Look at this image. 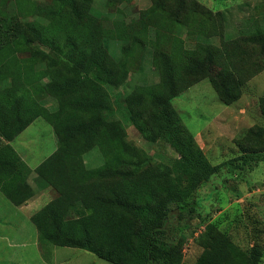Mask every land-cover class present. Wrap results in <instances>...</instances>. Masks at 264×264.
Here are the masks:
<instances>
[{
  "label": "trees",
  "instance_id": "obj_1",
  "mask_svg": "<svg viewBox=\"0 0 264 264\" xmlns=\"http://www.w3.org/2000/svg\"><path fill=\"white\" fill-rule=\"evenodd\" d=\"M10 1L0 0V53L19 52L23 61L19 58L17 65L0 73V132L7 140L0 136L1 192L19 206L32 199L36 191L52 186L61 190L60 197L41 208L39 221L33 220L42 244L82 248L115 264H132L142 225L149 221L152 231L143 264H184L180 245L163 237L165 225L174 213L180 220L185 214L194 216L197 190L232 161L213 164L208 159L172 99L210 66H219V73L227 72L244 83L247 79L240 65L246 58L234 59L232 55L243 51L246 55V48L252 46H259L264 53V28L225 41L222 13L206 8L200 0H151L139 19L116 21L127 40L122 46V59L116 62L104 43L113 30L93 13V0H43V6L29 5L25 11L28 14L23 6L33 0H15L17 9H9ZM123 2L127 0H106L105 7L108 12L121 10ZM204 18L210 24L208 32H213L205 36L217 35L223 43L185 48V38L173 29H188L199 23L205 28ZM152 27L156 39L171 40L177 47L171 44L161 49L157 60L160 81L136 88L125 102L130 125L153 142H167L177 152L170 164H152L151 157L126 141L125 127L115 118L108 90L109 86L122 84L139 53L144 54ZM38 62L44 66L36 69ZM63 65L73 71L66 74ZM212 80L227 101L236 99L224 92L215 77ZM46 97L58 100L64 117L55 120L59 150L54 157L72 144L91 148L112 142L126 152L127 160L117 159L114 164L105 160L102 167L88 170L89 179L83 183L80 175L73 179L67 169L52 168L48 162L47 167L42 164L37 170L36 188L28 189L30 167L11 141L38 117L55 119L42 103ZM262 109L264 112V105ZM258 132L264 134V126ZM249 153L248 148L244 149L240 159L252 161ZM67 184L77 194L68 206L63 202L64 194L69 192ZM260 257L258 244L242 250L227 233L211 226L195 264H259Z\"/></svg>",
  "mask_w": 264,
  "mask_h": 264
},
{
  "label": "rangeland",
  "instance_id": "obj_2",
  "mask_svg": "<svg viewBox=\"0 0 264 264\" xmlns=\"http://www.w3.org/2000/svg\"><path fill=\"white\" fill-rule=\"evenodd\" d=\"M33 1L23 6L24 13L30 9L29 5L39 7L43 3V0ZM93 1V13L103 19L105 27L113 30V34L105 37L104 43L111 57L119 62L122 59V46L127 44V40L120 30L123 28L117 27L116 21L129 23L133 19H139L143 15L142 11L150 7L151 0H127L120 4L121 10L111 12L105 7L106 0ZM200 1L206 8L222 13L225 41L236 40L264 28V0ZM8 7L17 9L15 0H11ZM152 21L150 22L154 25ZM202 25L206 27L202 28L199 23L188 29L175 28L173 32L185 38V48L193 49L203 43L220 46L223 43L221 37L205 36L213 33L208 32L210 24L207 19L204 18ZM148 37L144 54L139 53L138 60L130 66L131 71L125 81L109 86L108 90L113 97L115 118L125 127L126 141L151 157L152 164H170L178 156L170 144L163 140L153 142L128 123L126 96L136 88L158 83L161 76L157 60L161 49H168L171 44L177 47L176 42L171 43V40L156 39L154 27ZM246 52V55L244 51L232 55L234 59L246 58L240 65V71L247 79L244 83L240 84L237 77H229L227 72L219 73L222 71L219 66L216 69L210 66L199 73L196 82L172 99L174 108L194 134L208 159L213 164L232 161L197 190L193 197L198 202L194 216L185 214L180 220L174 213L165 225L163 237L170 243L180 245L184 264L196 263L204 250L206 232L211 226L227 233L234 245L242 250L258 244L261 247L259 264H264V134L258 132L264 126V53L259 46L246 48ZM22 57L19 52L4 55L0 53V73L17 65L19 58L23 61ZM26 65L27 68L31 66L29 62ZM43 66L39 62L35 64L36 69ZM62 69L66 74L73 71L65 65ZM212 77L217 79L226 94H232L236 99L227 101L216 88ZM42 103L50 109L55 119L38 117L11 141L30 167L28 189L36 188L37 170L42 164L47 167L48 162L52 168L67 169L69 174H73V179L75 175H80L79 181L83 183L89 179L88 170L102 167L105 160L112 164L119 161L117 159L127 160L126 152L112 142L97 143L91 148L72 144L73 146L68 147L69 150L54 157V153L59 150L55 120L64 117L60 113L61 105L57 99L46 97ZM0 136L7 141L1 132ZM246 148L251 152L249 157H252V161L248 163L240 159ZM71 186L65 185L69 191L63 196L66 206L77 197V194L75 196L71 192ZM60 196L61 190L53 186L36 191L32 199L22 204L25 207L20 212L17 205L0 190V264H115L82 248L41 243L38 225L34 221H39L41 208ZM42 216L45 217L44 214ZM151 226L149 221L142 225L143 232L138 238L132 264H143ZM98 230L102 231L100 228Z\"/></svg>",
  "mask_w": 264,
  "mask_h": 264
},
{
  "label": "crops",
  "instance_id": "obj_3",
  "mask_svg": "<svg viewBox=\"0 0 264 264\" xmlns=\"http://www.w3.org/2000/svg\"><path fill=\"white\" fill-rule=\"evenodd\" d=\"M23 207H25V206H23V205L22 206H16L17 210L20 212H22L21 210L23 209Z\"/></svg>",
  "mask_w": 264,
  "mask_h": 264
}]
</instances>
